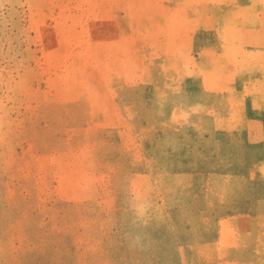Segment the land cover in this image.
Returning <instances> with one entry per match:
<instances>
[{
  "label": "rangeland",
  "instance_id": "obj_1",
  "mask_svg": "<svg viewBox=\"0 0 264 264\" xmlns=\"http://www.w3.org/2000/svg\"><path fill=\"white\" fill-rule=\"evenodd\" d=\"M0 264H264V0H0Z\"/></svg>",
  "mask_w": 264,
  "mask_h": 264
}]
</instances>
